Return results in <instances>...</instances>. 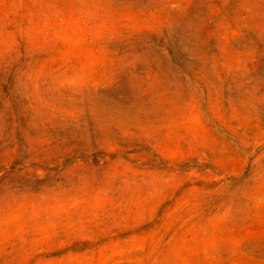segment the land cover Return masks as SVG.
I'll use <instances>...</instances> for the list:
<instances>
[{"label":"rangeland","instance_id":"374dc122","mask_svg":"<svg viewBox=\"0 0 264 264\" xmlns=\"http://www.w3.org/2000/svg\"><path fill=\"white\" fill-rule=\"evenodd\" d=\"M0 264H264V0H0Z\"/></svg>","mask_w":264,"mask_h":264}]
</instances>
